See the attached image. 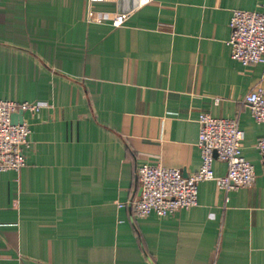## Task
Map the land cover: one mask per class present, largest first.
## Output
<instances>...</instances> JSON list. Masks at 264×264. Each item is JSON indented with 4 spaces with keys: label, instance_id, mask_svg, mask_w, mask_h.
<instances>
[{
    "label": "crops",
    "instance_id": "crops-1",
    "mask_svg": "<svg viewBox=\"0 0 264 264\" xmlns=\"http://www.w3.org/2000/svg\"><path fill=\"white\" fill-rule=\"evenodd\" d=\"M87 3L0 0V99L42 105L25 114L26 165L0 172V264H264V123L245 98L264 64L229 44L233 11L264 0H105L101 23ZM203 113L238 121L254 185L204 181L196 206L135 217L140 164L199 170Z\"/></svg>",
    "mask_w": 264,
    "mask_h": 264
},
{
    "label": "built area",
    "instance_id": "built-area-1",
    "mask_svg": "<svg viewBox=\"0 0 264 264\" xmlns=\"http://www.w3.org/2000/svg\"><path fill=\"white\" fill-rule=\"evenodd\" d=\"M105 0H88L86 19L90 23H101L102 19L92 9L95 3ZM137 7L154 0H136ZM130 12L117 13L112 20L115 27L122 26ZM231 36V58L243 66L264 64V13L234 10L229 23ZM256 122L264 123V91L259 88L245 97ZM218 100V99H217ZM41 103L16 102L0 99V172H19L26 165L24 149L29 145L30 127L26 112L34 115L41 109ZM24 111L23 123L14 124L12 115ZM201 166L189 177H184L178 168L142 163L136 169L141 185L140 196L132 202L135 217L150 215L167 217L182 209L198 204V186L204 181H215L225 191L252 187L256 180L254 166L242 154L243 132L236 119L217 118L203 113L198 118ZM257 148L264 164V137L257 142ZM215 160L227 164L224 176L215 175Z\"/></svg>",
    "mask_w": 264,
    "mask_h": 264
},
{
    "label": "water",
    "instance_id": "water-1",
    "mask_svg": "<svg viewBox=\"0 0 264 264\" xmlns=\"http://www.w3.org/2000/svg\"><path fill=\"white\" fill-rule=\"evenodd\" d=\"M12 121H13L14 124L23 123V121H24V111L23 110H19L17 113H14L12 115Z\"/></svg>",
    "mask_w": 264,
    "mask_h": 264
}]
</instances>
